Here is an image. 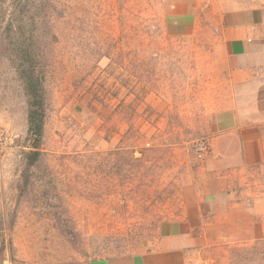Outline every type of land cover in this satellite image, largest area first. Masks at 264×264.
<instances>
[{
    "label": "rangeland",
    "instance_id": "374dc122",
    "mask_svg": "<svg viewBox=\"0 0 264 264\" xmlns=\"http://www.w3.org/2000/svg\"><path fill=\"white\" fill-rule=\"evenodd\" d=\"M170 12L169 0H0V124L15 135L0 155V264L145 252L182 215L228 90L208 35H170ZM29 56L48 94L34 164L19 73ZM190 260L264 264V241Z\"/></svg>",
    "mask_w": 264,
    "mask_h": 264
},
{
    "label": "crops",
    "instance_id": "0c3cea01",
    "mask_svg": "<svg viewBox=\"0 0 264 264\" xmlns=\"http://www.w3.org/2000/svg\"><path fill=\"white\" fill-rule=\"evenodd\" d=\"M170 35H208L228 90L197 176L184 185L182 215L162 223L148 251L87 264H191L196 250L264 241V7L238 0H169ZM249 183V182H248Z\"/></svg>",
    "mask_w": 264,
    "mask_h": 264
},
{
    "label": "trees",
    "instance_id": "16d2710c",
    "mask_svg": "<svg viewBox=\"0 0 264 264\" xmlns=\"http://www.w3.org/2000/svg\"><path fill=\"white\" fill-rule=\"evenodd\" d=\"M22 59L19 73L24 81L28 99V136L31 140V150L27 152V159L29 163L34 164L41 156L48 94L44 68L32 56Z\"/></svg>",
    "mask_w": 264,
    "mask_h": 264
},
{
    "label": "built area",
    "instance_id": "2783aa9c",
    "mask_svg": "<svg viewBox=\"0 0 264 264\" xmlns=\"http://www.w3.org/2000/svg\"><path fill=\"white\" fill-rule=\"evenodd\" d=\"M257 4L264 7V0H238ZM15 140V135L12 134L6 127L0 124V155L8 148Z\"/></svg>",
    "mask_w": 264,
    "mask_h": 264
}]
</instances>
